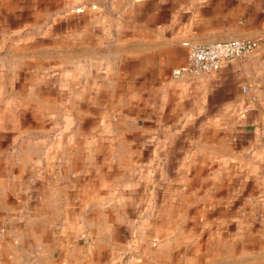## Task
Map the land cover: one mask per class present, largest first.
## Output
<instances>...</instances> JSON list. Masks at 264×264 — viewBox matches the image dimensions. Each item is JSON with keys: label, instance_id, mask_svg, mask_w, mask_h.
<instances>
[{"label": "crops", "instance_id": "crops-1", "mask_svg": "<svg viewBox=\"0 0 264 264\" xmlns=\"http://www.w3.org/2000/svg\"><path fill=\"white\" fill-rule=\"evenodd\" d=\"M233 39L259 44L170 79ZM82 229L264 262V0H0V264H64Z\"/></svg>", "mask_w": 264, "mask_h": 264}, {"label": "rangeland", "instance_id": "rangeland-1", "mask_svg": "<svg viewBox=\"0 0 264 264\" xmlns=\"http://www.w3.org/2000/svg\"><path fill=\"white\" fill-rule=\"evenodd\" d=\"M86 64L91 67L92 65H96L99 63V56L96 55H87L85 56L80 62L82 65ZM14 62H18L14 59ZM45 62V61H43ZM19 63V62H18ZM171 72V71H170ZM170 79L171 75L169 74ZM188 78V77H185ZM184 79V78H183ZM182 80V79H180ZM180 80H173V81H180ZM85 230H79L78 231V243L80 244L77 248L78 252L72 255L68 256V259L70 261H66L64 264H214V262L211 260L214 258L213 254L206 252L205 255H197V256H190L186 258L185 256H182L179 252H169L160 251L158 248V241L156 238H152L156 240V246L152 247L150 245V242L152 239L142 237L141 233L139 236V241L136 242V248L135 251L131 249V253L134 255H139L136 261H127L125 258L124 248L119 245V241L121 238L118 236L111 238L109 241H106L105 239L98 238L99 231H95V236L90 241H85ZM97 232V234H96ZM118 232V231H116ZM91 244H90V243ZM140 250V253H137V250ZM168 248H164V250H167ZM201 249V248H200ZM86 255H92L93 260L89 261V258H87ZM14 256V255H13ZM9 256L8 258H11V260H8L6 264H23L21 261L16 260V257ZM74 259H73V258ZM135 257V256H134ZM58 261V260H57ZM57 261H54L53 259L47 260L43 262L42 264H58ZM61 262H59L60 264ZM28 264H38V263H28ZM41 264V263H39ZM238 264H264L263 261L257 260V261H239Z\"/></svg>", "mask_w": 264, "mask_h": 264}, {"label": "built area", "instance_id": "built-area-1", "mask_svg": "<svg viewBox=\"0 0 264 264\" xmlns=\"http://www.w3.org/2000/svg\"><path fill=\"white\" fill-rule=\"evenodd\" d=\"M74 10L75 13H82L84 8L77 7ZM258 44L257 40L250 39H233L202 45L184 43L188 50L186 62L171 70V78L180 80L185 77L211 75L216 73L224 62L237 60L254 52ZM156 244V240L152 239L150 245L155 247Z\"/></svg>", "mask_w": 264, "mask_h": 264}]
</instances>
